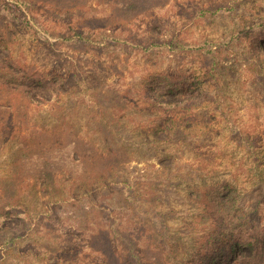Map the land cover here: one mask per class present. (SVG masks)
I'll use <instances>...</instances> for the list:
<instances>
[{"label":"rangeland","instance_id":"1","mask_svg":"<svg viewBox=\"0 0 264 264\" xmlns=\"http://www.w3.org/2000/svg\"><path fill=\"white\" fill-rule=\"evenodd\" d=\"M121 1L36 0L22 15L0 0V65L61 83L34 102L0 87V214L10 215L0 240L20 235L0 245V264H135L129 246L143 264H187L218 229L205 191L230 184L241 213L264 183V92L247 41L216 52L215 68L201 52L144 50L172 38L218 43L264 20V0H134L131 18L118 19ZM189 6L207 11L193 17ZM73 30L87 42L64 44ZM164 82L198 87L205 106L151 105L146 89ZM70 139L91 150L81 167L69 161L79 154L61 159Z\"/></svg>","mask_w":264,"mask_h":264},{"label":"trees","instance_id":"2","mask_svg":"<svg viewBox=\"0 0 264 264\" xmlns=\"http://www.w3.org/2000/svg\"><path fill=\"white\" fill-rule=\"evenodd\" d=\"M16 1L20 3V6H11L22 15H24V12L21 7L29 8L36 3V0ZM66 2L67 0H61V3L67 4ZM118 5L117 18L129 19L132 9H135L134 0L121 1ZM4 6L6 9H11L10 4ZM189 8L193 17L205 14L207 11L201 6H196L195 8L189 6ZM217 11H220V9L211 10L212 13ZM63 40V43L70 47L81 45L87 42L88 38L78 31L73 30L72 35L64 37ZM242 40L247 41L248 48L250 49L249 53H251L252 56L250 60L257 66V70H255V79L264 92V20L244 25L240 30L231 33L228 38H221L218 43L205 40L198 44H184L176 38H172L165 42H151L144 50L147 52L150 50H169L172 53H177L180 50L201 52L209 58L212 66L215 68L217 65L216 52L224 46L230 47L231 45L239 44ZM49 80L51 83L48 82V78L46 77H36L32 75L23 78L17 76L14 72L5 68V66L2 67L0 65V87L8 91H15L22 94V96L30 102L36 101L34 97L38 96L40 92L48 90L54 94L55 87L57 85L61 86V83L54 85V81L52 79ZM164 83L165 84L158 89L152 88V86H150L149 90L146 89L147 99L150 101L151 105H154L158 109L173 114L179 110H184L188 114L194 108L205 106L204 104L208 96L205 95L206 93L204 91L196 93L195 89L198 87L192 90V88H188L189 84L184 82H177L176 85L169 82ZM165 94H173L174 99L162 101L160 97ZM32 95L35 96L32 97ZM240 142H243L246 150L252 152L251 150L254 149L253 142L245 137L241 136ZM75 147L76 142L74 140L70 139L65 142V146L61 149V159L67 160L73 154H79L81 158L79 157L77 160L72 159L69 161L75 166L81 167L82 163L85 162L86 156L91 154V150L84 153L77 152ZM38 166L41 167L42 164ZM254 169H256L255 166ZM229 185L228 183H221L205 191L207 192L206 196L208 198L206 208L209 209L211 214L216 215L214 219L212 218V221L216 223L218 229H215L207 238L203 245L204 249L195 253L194 258L187 264H264V183H262V180L256 182L255 186L259 189V191L257 190L258 194L256 200L249 205V207L245 206L241 213L237 212L239 211L238 204L240 198L230 195V199L227 198L228 195L225 194V192L233 193ZM129 187L130 186L124 182H122V184L120 183L121 193L125 195L126 200L135 203V200L132 199L128 192ZM232 201L233 204L229 209L228 205L232 203ZM135 210L141 215L148 216L158 221V224H160L163 219L161 215L152 214L153 212L150 210H148V214H145L147 211H141L139 208ZM9 217V212H1L0 229H4V222L8 220ZM115 231L116 235L122 237L119 231ZM19 237V233L7 232L1 238L0 245L10 249L14 247L15 241H17ZM128 251L130 256L135 260V264H143L139 256L135 254L132 246H129Z\"/></svg>","mask_w":264,"mask_h":264}]
</instances>
